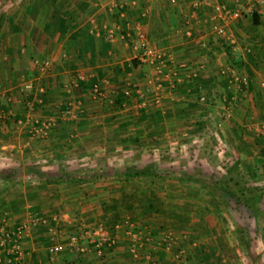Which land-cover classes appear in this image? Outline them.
<instances>
[{
  "label": "crops",
  "instance_id": "obj_1",
  "mask_svg": "<svg viewBox=\"0 0 264 264\" xmlns=\"http://www.w3.org/2000/svg\"><path fill=\"white\" fill-rule=\"evenodd\" d=\"M28 2L11 16L0 17V167L36 168L50 177L77 171L84 174L77 170L82 162L96 164V156L125 154L131 152L130 147L139 153L147 144L156 143L157 136L166 133L162 130L166 119L176 125L185 117L193 121V106L199 104L200 97L207 107L201 121L209 119L214 107L225 110L223 125L227 132L221 137L233 140L230 168L235 169L233 177L240 186H232L237 191L244 189L245 205L223 204L197 184L186 186L188 245L191 251L197 250L199 264H264V69H257L254 63L246 76H239L236 67L227 64L222 47L229 44L240 60V42L233 28L239 22L246 23L252 29L246 52L264 61L259 54L264 50V7L255 8L258 26L253 16L225 23L227 33L236 39V45H232L213 29L217 9L226 5L236 10L245 5V0H229L232 6L225 0H176L175 4L171 0ZM110 31L114 32L112 38ZM187 31L191 37L186 36ZM126 32L133 34L132 41L122 38ZM139 33L146 35L152 51L169 57L171 71L177 73L173 88L164 81L160 95L155 91L145 97L150 84L157 85L158 77L153 65L137 60L140 52L134 45ZM200 79L203 86L195 87ZM93 86L100 88V98H94ZM77 104L81 112L73 118H63L61 112L66 106ZM186 108L189 113L180 115L179 110ZM50 119L61 124L42 138L45 140L37 142L38 146L31 127ZM149 123L154 134L147 130ZM62 125L68 127L63 136ZM37 159L47 166L36 167ZM63 165H70L71 171L63 170ZM53 169L58 171L54 174ZM33 179L36 182L29 200L24 192V197L10 202L12 208H17L13 214L10 212V229L29 224L34 216L50 218L51 210L61 204L64 209L61 221L28 230L20 241L23 258L19 264H151L153 259H146V252L163 238L164 227H176L169 217L172 214H167L168 218L165 214H145V207H137L147 195V190L142 192L138 187L142 178L57 184ZM41 186L43 191H39ZM155 193L161 202L170 205L168 208L176 209L166 194ZM132 194L138 196L136 203H123ZM109 199L113 205L106 206ZM92 206L100 214L89 213ZM129 208L136 214H128ZM231 214L246 216L256 225L262 217L263 224L251 230L250 238L244 237V228H236L235 241L231 242L226 220ZM127 218L134 220L138 228L149 230L154 241L153 246L142 242L145 248L138 258L131 253V241L123 237L103 258L94 251L83 256L73 252L70 237L79 232L81 224L112 229ZM93 219L98 221L92 223ZM54 245L61 247L60 254L50 253ZM159 251L157 264H174L172 255L163 248ZM180 251L181 248L175 250ZM188 255L186 263L195 264L194 256Z\"/></svg>",
  "mask_w": 264,
  "mask_h": 264
},
{
  "label": "rangeland",
  "instance_id": "obj_2",
  "mask_svg": "<svg viewBox=\"0 0 264 264\" xmlns=\"http://www.w3.org/2000/svg\"><path fill=\"white\" fill-rule=\"evenodd\" d=\"M225 1H227L228 5L230 6L233 5L232 2H229V0H225ZM27 2L28 0H0V17L6 16V15L11 16L17 10H20V8H22V5ZM234 26L235 27L233 28V32L236 34L240 42L241 51L238 54L240 55L241 60L244 63L243 67L235 66L236 72L238 73L239 76H246L245 74L250 72L249 71L250 67L255 66L254 63H257V66H256L257 69L259 68L260 70H263L264 69L263 59L261 60V59H256L255 57H253V60H250V57H252L253 55L248 54L245 49L246 46L250 43L247 36L250 35V31H252V29L247 27L246 23L241 24L239 22L238 24ZM7 28H9L8 25H7ZM0 33H1V30H0ZM263 40L264 38L261 39L262 44H264ZM259 54H261L264 57V50L263 49L259 50ZM227 64L231 66L230 65L231 63L227 62ZM147 95L149 94L146 91L145 97H148ZM194 100H197V98H195ZM198 102L199 104H196L197 107H195L196 112H194L197 117L195 116L192 118L194 122L191 120L190 121L186 120L187 117L183 119L185 121L177 122V125H176V122L171 123V120L169 119L164 120L166 121V123L162 125L163 127L162 130L166 133L163 135L159 134L158 135L159 137L157 136L158 140L156 143L147 144L146 147L143 150H141L139 153L133 152V151H136V149L130 147L131 152L129 151L128 153H125V154L110 155L108 158H106L105 156L101 154L99 156H96V159L99 160L96 164L95 163L91 164L90 162L85 161L81 163V165L83 166L85 165V166L84 167L82 166L81 168L79 167L77 168V170H80L85 173H91L93 171H104L114 176L115 174L124 173L126 170H129L131 168L132 169L133 168H136V169H146L147 168L148 169V168H152L156 166L157 169L161 171H171L172 169H174L176 171H181L183 173H188L190 175H193L198 172L216 173V174L224 175L227 169L230 168V163H232L234 159V156L231 155L232 146L234 145L233 140L228 138V136H226L227 138L221 137V135L223 134L225 135V132H227V130L225 131V128L223 125L224 124L223 120L225 118L222 112L225 110L219 107L217 108L214 107L212 108L210 112L211 116L207 117L209 119H207L206 121L204 120L201 121L202 119L205 118L203 114L207 111V107L203 105L204 103H202L200 99L198 100ZM76 106H78V104L75 106L73 105V109H75ZM192 109L190 110L191 112H192ZM197 118H199L201 123L198 122ZM0 125H3V124L0 123ZM172 131L175 133L170 134ZM193 132H196V133H193ZM167 133H169V135H166ZM72 136H74L72 141L73 140L75 141V134ZM34 139L37 145H38L37 142L39 141L42 142V140H45L42 138L38 139L37 137H35ZM38 146H40V144ZM226 148H229L228 150H226V153L221 152L223 151V149H226ZM34 163H36V167L37 166L40 167L43 165L47 166V163L40 161V159L35 160ZM63 166L64 167L62 168L66 172L71 171L70 165H63ZM0 170H1L0 172H4V171L10 170V168L8 169V168H4L1 166ZM55 171H58V170L53 169L54 174L56 173ZM33 178H34L33 176L25 175L20 178H16L15 180H13V182H10L7 184L0 181V197L3 198V201L0 202V215L3 212H5V214L3 213L0 216V218H6L9 224L8 226L9 229L11 227L10 220H13L12 217L9 215L13 214L17 209L15 207L12 208L13 203H10V202L13 201L14 199L17 200V199H20L21 197H24V192H26V196H27L26 199L29 200L28 195L31 189L33 188L32 184L36 182V180ZM122 178L124 179L126 178V176H120L116 178L110 177V178H107V180H103L100 182L102 183H107L110 181L115 182L117 180L120 181ZM108 179L110 181H108ZM32 180H35V181H32ZM140 180L142 181H139L140 182L139 186L138 185L137 186L140 188L142 192L149 190V189L150 190L153 189L158 193L166 194L164 196L167 198L168 202L174 201L175 203L174 205L177 211L187 216L188 206L186 202L187 199L185 197L186 190H187L186 185L178 183L176 181H161L158 179L142 178ZM174 194H176V196H174ZM177 194L180 197H178ZM30 201H31V198H30ZM105 202L107 203L106 206L113 205V202H111V199L106 200ZM52 204H54V202ZM165 205L166 207L170 206L168 204H165ZM19 206H20L19 208H21V206L23 205H19ZM95 208L96 207L92 206L90 208V210L92 211L89 210V213L100 214L99 213L100 210L98 211V209H95ZM4 209H8V210L5 211ZM26 209H27L26 211H28V207H26ZM53 209L51 210V214H53L52 216L57 215L59 217H62L61 214L64 209V206H62V204L59 205L58 209L57 208L56 209L53 208ZM31 211L32 209L30 210V212ZM6 212L9 217H7ZM127 212H129L128 214H136L133 210H130V208L128 209ZM231 215H232L231 217H228L226 219L227 225L231 230L230 235H228L229 238L231 239V242L235 241L234 240L235 236L233 233L235 232L236 228H244V231L246 230L244 237L250 238V236L253 237V235L251 234V230L254 227H258V226L260 227L263 224L262 217L257 220L258 223L256 225L254 223L256 221L250 218H247L246 216H243L241 218L237 216L236 214H231ZM94 220L95 219H93L92 223L98 221V220H95V221ZM186 223L187 224H185L183 227L176 222L175 228L169 227V226H166L163 228L165 231V234L171 232L176 237V244L171 248V251L167 253H169L168 255L173 256L174 264H187L188 263L187 258L189 257L188 255L189 253H191L194 256V259H195L194 263L199 264L197 250L195 252L191 251L188 245V236H189L188 235V222ZM177 248H181V251L179 253L175 252ZM155 257L156 256L154 255L153 262H156V260H158V258H155ZM153 262L151 264H153ZM146 264H149V263H146Z\"/></svg>",
  "mask_w": 264,
  "mask_h": 264
},
{
  "label": "built area",
  "instance_id": "obj_3",
  "mask_svg": "<svg viewBox=\"0 0 264 264\" xmlns=\"http://www.w3.org/2000/svg\"><path fill=\"white\" fill-rule=\"evenodd\" d=\"M171 3L175 4L176 0H171ZM257 6L264 7V0H245V5L236 10H231L226 5L220 6L217 9L219 14L215 17L216 24L213 27L214 31L221 39L225 38L227 42L236 45V39L234 36L227 33L225 23H227V21H237L242 18L253 16ZM113 35L114 32L110 31V38H112ZM186 36L191 37V32L187 31ZM122 38L132 41L133 34L131 32H126L122 35ZM134 49L140 52V55L137 57L139 62L149 63L156 68L158 77L157 85L153 83L150 84L147 93L152 94L157 91L159 95L162 94L164 91V81L169 82L170 87L173 88V81L174 78L177 77V73L171 71L168 61L169 57L163 52L152 51L149 48L148 39L143 33L137 35ZM237 81L240 80L238 79ZM92 93L95 99L102 96V92L98 86H93ZM138 95L144 98V94L139 92ZM79 112H81L80 105L76 106L75 109H73V106H66L61 114L63 118H73ZM56 126L57 120L50 119L32 126L30 133L32 137L47 138L49 133L55 129ZM59 221H61V217L57 215L50 218L34 216L30 218L29 224L21 225L12 230L8 228L9 224L6 218H0V256H2L0 257V264H19L20 260L23 258V250L20 241L30 228L49 226L52 222L56 223ZM52 232V235L55 236L56 232ZM122 237L131 241V253L134 258H138L141 253L140 251L144 250L145 245L142 244L143 241L147 242L150 246L154 244L149 230L138 228L136 222L128 218L114 224L112 230L103 226L88 227L81 224L79 232L70 237V242L72 244V250L76 255L83 256L90 251H94L97 257L103 258L108 252L116 248L119 243L118 241ZM175 244V235L171 232L166 233L157 244L155 243L151 250L146 252L145 258L152 260L153 256H156L160 252L159 248H163L166 252H170ZM49 251L52 255H58L61 253V247L59 245H54Z\"/></svg>",
  "mask_w": 264,
  "mask_h": 264
},
{
  "label": "trees",
  "instance_id": "obj_4",
  "mask_svg": "<svg viewBox=\"0 0 264 264\" xmlns=\"http://www.w3.org/2000/svg\"><path fill=\"white\" fill-rule=\"evenodd\" d=\"M41 2L43 0H40ZM254 19V24L256 26L259 25V20H258V15L256 12L253 15ZM5 20V18H3ZM222 47L225 50L227 61L231 63L230 65L233 66H244L243 61L240 59H236L232 52V47L229 44H223ZM250 60H253L252 57H250ZM136 65L137 62H134ZM199 84H195V87H202L203 82L200 79L198 81ZM179 93L176 91L175 94ZM198 93V92H197ZM200 99V97H199ZM198 99V100H199ZM192 107V106H191ZM197 107V105H194L193 108ZM64 111V110H63ZM180 115H185L188 114L187 108L186 109H181L179 110ZM60 125L61 122H58L57 120V125ZM57 127V126H56ZM158 128V127H157ZM147 130L149 131L150 134H154V127L152 124L147 125ZM68 131V127L62 125V136ZM234 168H229L226 171V174H216V173H204V172H198L193 175H190L188 173H183L181 171H176L172 169L171 171H161L158 170L157 167L153 168H148V169H129L126 170L124 173L120 174H115L114 176L108 174L107 172L104 171H93L91 173H84L81 174L80 172L76 173H63L60 176L57 177H50L47 176L38 169H29V168H15L12 170L0 172V181L4 183H9L12 180L16 178H20L25 175H30L35 178H37L38 181L41 183H48V182H54V183H59V182H70V181H76V182H93V181H99V180H104L110 177H120V176H126V177H131V178H147V179H158L161 181H176L178 183L184 184L188 186L191 183L197 184L201 186L202 188L206 189L209 191V193L216 199V201H219L223 204H227L229 202H233L236 205H245V192L244 189H240L237 191L233 186H240L238 182H236L235 178L233 177L234 175ZM233 185V186H232ZM44 186L39 187V191H43ZM240 192V193H238ZM146 199V200H145ZM145 199H142L141 203L137 205V207L140 208V206L145 207L147 213L145 214H165L164 216H167V214H172L169 216L171 219H173L175 222H177L179 225L182 227L187 224L188 218L187 216L183 215L180 212H177V209H171L166 207V205L161 202L157 196L156 193L153 189L147 190V195ZM138 200L137 194H132L129 196H126V198L123 201V203L128 204H134ZM128 205V207H130ZM166 207V208H165ZM116 224V223H115ZM114 226V225H113ZM112 230V229H110ZM204 258L207 259L208 255L206 252H203ZM213 254V253H212ZM158 257H160V254H157Z\"/></svg>",
  "mask_w": 264,
  "mask_h": 264
}]
</instances>
